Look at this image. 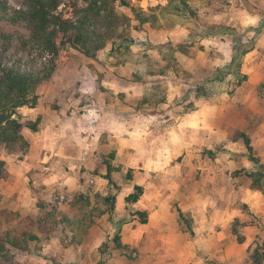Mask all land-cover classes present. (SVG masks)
<instances>
[{
	"label": "rangeland",
	"instance_id": "obj_1",
	"mask_svg": "<svg viewBox=\"0 0 264 264\" xmlns=\"http://www.w3.org/2000/svg\"><path fill=\"white\" fill-rule=\"evenodd\" d=\"M128 1L146 13L169 2ZM0 2L9 7L0 10V58L40 77L54 68L36 107L18 110L21 121L39 122L38 131H22L28 152L0 146L9 173L0 180V210L35 219L48 203L61 218L92 215L81 242L67 231L33 253L13 249L12 264H256L255 251L264 264V185L249 175L264 169V0H225L223 12L209 0H190L201 22L217 27L203 36H192L191 20L140 25L117 3V29L104 18L92 22L87 50L95 55L68 43L57 57L33 41L29 25L9 21L13 11L27 9L24 0ZM85 6L61 0L54 14L78 20ZM99 34L110 39L95 49ZM185 43L188 53H175L177 70L134 80V55L144 52L164 66L159 46ZM246 45L253 46L242 60L247 78L240 85L232 75L220 80ZM155 84L165 91L163 101L161 91L150 96ZM202 105L216 131L194 127L186 116ZM185 140L182 156L159 157ZM136 186L144 194L127 202ZM138 212L147 214L146 223Z\"/></svg>",
	"mask_w": 264,
	"mask_h": 264
},
{
	"label": "trees",
	"instance_id": "obj_2",
	"mask_svg": "<svg viewBox=\"0 0 264 264\" xmlns=\"http://www.w3.org/2000/svg\"><path fill=\"white\" fill-rule=\"evenodd\" d=\"M86 6L79 9L77 13L78 20L64 19L61 15H55L60 6L61 0H24L26 10L13 11L10 18L12 24L25 23L29 25L33 41L38 43L44 49V52L53 53L56 57L60 50L70 43L74 48L80 49L88 56L95 55L87 50L88 46L93 43L92 22L98 18L104 20L114 29H117L122 22V15H118L116 4L128 7L132 10L136 20L140 25L147 23L156 24L161 20L178 24L182 20L192 21V36L195 34H209L211 30L217 27L209 25L207 22H201L204 16L199 11L193 9L190 0H169L168 5L161 9H152L150 13L142 10L138 11L131 6L128 0H83ZM227 1V0H226ZM225 0H209V6L216 12H223ZM248 4V0H240ZM0 10L8 11L7 3L0 2ZM212 31V32H213ZM62 35L61 42H58L59 36ZM100 45L95 49H101L106 45V40L110 39L102 34L98 35ZM103 38V40H102ZM122 42L115 43L114 50L122 47ZM186 45V46H185ZM187 44H179L178 47L173 44L159 46L158 50L162 53L164 66H160L159 61H154L146 53L134 55L132 63L138 65V71L133 75L135 81H144V78L164 75L168 68L175 69L179 67V62L175 57L177 51L188 53ZM252 45L240 46L237 53L234 54L231 63L221 70L220 80L223 81L228 75L236 78L237 84L240 85L247 76L241 72L242 60L244 56L252 50ZM54 67V66H53ZM44 77H40L33 72H23L16 66L5 63L0 58V146L5 145L10 153H27L29 143L23 136V129L28 128L33 132L38 131V121L23 122L18 116V110L24 106L36 107L39 99L38 90L40 85L51 77L52 71ZM156 85V86H155ZM150 92V96L161 91L163 97H166L165 91L158 84H155ZM202 88V87H201ZM202 89H206L204 86ZM161 101V102H162ZM248 151H251L250 141L246 140ZM251 155V153H250ZM252 161L255 159L252 158ZM9 175L6 169V163L0 160V180L7 178ZM255 179V183L261 187L264 185V169H257L249 174ZM111 185H115L113 180L109 179ZM144 194L142 186H136L134 192L130 194L126 201L137 203ZM114 197L106 198L107 201L114 202ZM76 205V204H74ZM82 209L85 204H80ZM86 208V207H85ZM142 217V223L147 222V214L138 212ZM92 215L85 214L82 218L71 220L48 203L41 205V212L35 219L32 217H22L17 213L0 210V264H12L15 259L13 249L33 253L37 251L41 244L67 231L73 233L74 240L78 243L88 234L92 225ZM236 231V230H234ZM257 251L252 255V262L260 264L261 260L257 258Z\"/></svg>",
	"mask_w": 264,
	"mask_h": 264
},
{
	"label": "crops",
	"instance_id": "obj_3",
	"mask_svg": "<svg viewBox=\"0 0 264 264\" xmlns=\"http://www.w3.org/2000/svg\"><path fill=\"white\" fill-rule=\"evenodd\" d=\"M169 97V96H168ZM210 110L207 109V107L205 105H202L200 107H198L196 110H192L191 112H189L186 116H190L191 119H189V121H191L192 125L194 127H203L212 131H216L214 129V127H212L211 125H209L207 122H205L206 120V116L208 115L207 112H209ZM196 123V124H194ZM177 141V140H176ZM187 141H178L179 144H174V145H169V151L168 152H160V156L162 155V160H174L177 157H180L184 154V152L182 151V148H184V151L186 150L187 147ZM219 143V142H217ZM183 152V153H182ZM177 153H179L177 156ZM157 155V154H155ZM185 211H188L187 209H185ZM81 251V249H79V252Z\"/></svg>",
	"mask_w": 264,
	"mask_h": 264
}]
</instances>
